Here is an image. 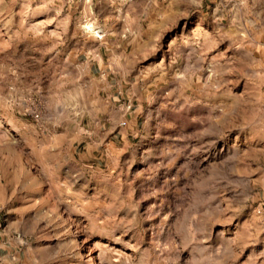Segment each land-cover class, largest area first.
<instances>
[{
    "label": "rangeland",
    "instance_id": "rangeland-1",
    "mask_svg": "<svg viewBox=\"0 0 264 264\" xmlns=\"http://www.w3.org/2000/svg\"><path fill=\"white\" fill-rule=\"evenodd\" d=\"M0 240L264 264V0H0Z\"/></svg>",
    "mask_w": 264,
    "mask_h": 264
},
{
    "label": "crops",
    "instance_id": "crops-1",
    "mask_svg": "<svg viewBox=\"0 0 264 264\" xmlns=\"http://www.w3.org/2000/svg\"><path fill=\"white\" fill-rule=\"evenodd\" d=\"M0 240V264H25L20 251L13 252V248ZM2 247H8L7 251Z\"/></svg>",
    "mask_w": 264,
    "mask_h": 264
}]
</instances>
